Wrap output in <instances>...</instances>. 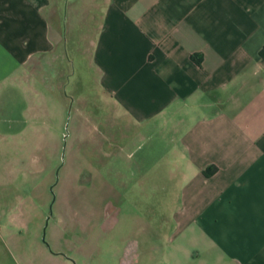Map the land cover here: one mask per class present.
I'll return each instance as SVG.
<instances>
[{"label":"crops","instance_id":"0c3cea01","mask_svg":"<svg viewBox=\"0 0 264 264\" xmlns=\"http://www.w3.org/2000/svg\"><path fill=\"white\" fill-rule=\"evenodd\" d=\"M59 1L0 0V114L17 106L0 135L25 130L27 76L68 82ZM72 25L97 99L78 96L89 106L71 118L97 111L103 148H168L179 186L166 241L123 244L112 264H264V0H91ZM13 216L0 209V264H71L37 258L35 229L33 253L12 259Z\"/></svg>","mask_w":264,"mask_h":264},{"label":"rangeland","instance_id":"374dc122","mask_svg":"<svg viewBox=\"0 0 264 264\" xmlns=\"http://www.w3.org/2000/svg\"><path fill=\"white\" fill-rule=\"evenodd\" d=\"M62 1L58 15L66 36L68 82L57 89L52 76L53 84L40 90L27 76L19 93L25 130L20 136L0 135V209L20 217L15 221L19 250L9 241L6 248L20 263V252L34 251L29 237L35 229L37 258L112 264L123 244L166 241L179 186L168 176V148H103L97 141L103 130L97 111L89 120L71 118L89 106L78 96L97 99L93 72L70 41L74 13L91 0ZM55 66L47 65L46 72ZM13 105H5L0 115L13 114Z\"/></svg>","mask_w":264,"mask_h":264}]
</instances>
